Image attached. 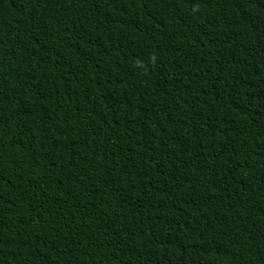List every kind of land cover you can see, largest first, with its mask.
I'll return each mask as SVG.
<instances>
[{"label":"trees","instance_id":"trees-1","mask_svg":"<svg viewBox=\"0 0 264 264\" xmlns=\"http://www.w3.org/2000/svg\"><path fill=\"white\" fill-rule=\"evenodd\" d=\"M0 264H264V0H0Z\"/></svg>","mask_w":264,"mask_h":264}]
</instances>
